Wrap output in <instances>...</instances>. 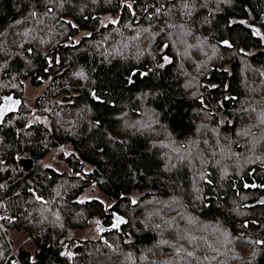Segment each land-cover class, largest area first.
Segmentation results:
<instances>
[{
	"label": "trees",
	"instance_id": "trees-1",
	"mask_svg": "<svg viewBox=\"0 0 264 264\" xmlns=\"http://www.w3.org/2000/svg\"><path fill=\"white\" fill-rule=\"evenodd\" d=\"M256 28L264 0H0V264H264ZM64 145L68 172L40 166ZM95 216L100 238L67 237Z\"/></svg>",
	"mask_w": 264,
	"mask_h": 264
},
{
	"label": "rangeland",
	"instance_id": "rangeland-1",
	"mask_svg": "<svg viewBox=\"0 0 264 264\" xmlns=\"http://www.w3.org/2000/svg\"><path fill=\"white\" fill-rule=\"evenodd\" d=\"M115 18L111 16H106L104 17V23H110V22H115ZM254 33L257 37L260 38L263 46H264V35L261 33L259 29H254ZM215 52L219 51L217 47H214ZM205 56L200 58L199 60H204ZM243 67L245 70V82L248 87L245 86V93L246 96L248 97L249 100L244 99L245 101L248 102H254L259 101L260 97L259 95L253 94V91H251V88H249V80L252 79L251 76H247L246 70H247V65L245 62H243ZM249 68V67H248ZM259 84L262 89H264V77L261 80H252V83ZM256 86L254 87V89ZM43 91V86L34 88L29 86L27 83H25V105H27L29 108L33 106V102L35 98L40 95ZM262 98V97H261ZM264 101V100H263ZM257 118H258V113L257 114H251L250 116L246 117L244 121L246 122V133L249 132L252 135L259 136L261 139H263V136L261 135L260 130L256 127L257 124ZM33 121L41 122L44 123L45 125L47 122L43 118H33ZM246 135L244 134L241 139H243ZM200 138H196V140L192 141L188 146L185 145L184 148H181L179 150L174 151L173 155L177 159L178 163H181L183 160L188 159L190 156H187V154L191 155V152L194 150L195 146L197 145L198 140ZM245 140V139H243ZM242 143L241 141H239ZM243 144H246L244 142ZM72 152L71 146L70 145H64L62 147L54 148L52 149L48 156L44 158L42 161H40V166L43 168H51L57 172H68L67 166L63 161H61L60 157L61 156H67ZM193 156V155H192ZM169 159V158H168ZM204 159V158H203ZM208 159V158H206ZM209 161L211 159H208ZM89 170L88 166L85 168V172ZM133 202L138 198L137 194L133 195ZM90 200H98L100 201L104 208H109L112 205L111 201H108L102 194H100L94 187H90L84 191V193L81 195L79 198V201L84 202V201H90ZM101 225H102V219L98 217H93L89 223L81 230H76L73 232L68 233V238H75L78 240H88V239H98L101 236ZM7 234V239L10 242V255H16L18 249L22 246L24 247L27 251L33 253L35 251V248L33 244L25 237L19 234H16L15 232H9Z\"/></svg>",
	"mask_w": 264,
	"mask_h": 264
}]
</instances>
